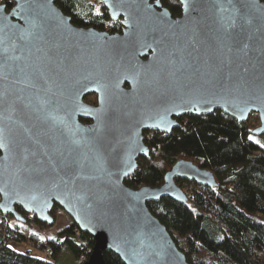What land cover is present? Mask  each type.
<instances>
[{
    "label": "water",
    "instance_id": "95a60500",
    "mask_svg": "<svg viewBox=\"0 0 264 264\" xmlns=\"http://www.w3.org/2000/svg\"><path fill=\"white\" fill-rule=\"evenodd\" d=\"M11 1L0 4V213L51 227L62 208L93 239L84 264L105 251L188 264L147 203H186L177 181L213 188V175L178 161L158 187L124 179L149 157L144 132L170 135L185 115L256 114L264 134V1L178 0L173 17L161 0H100L116 33L73 25L55 0Z\"/></svg>",
    "mask_w": 264,
    "mask_h": 264
},
{
    "label": "trees",
    "instance_id": "16d2710c",
    "mask_svg": "<svg viewBox=\"0 0 264 264\" xmlns=\"http://www.w3.org/2000/svg\"><path fill=\"white\" fill-rule=\"evenodd\" d=\"M0 4L7 10L13 6L11 0H0ZM161 4L173 17L180 15L178 0H161ZM55 5L77 27L121 31L120 21H111L102 5L98 12L88 0H55ZM86 97L96 100L95 95ZM177 121L179 126L170 135L144 132L149 157L138 159L135 172L124 179L125 186L158 187L178 161L210 172L215 187L178 180L186 203L163 198L147 203V208L165 226L188 264H264V149L250 139L259 126L258 116L251 114L245 122H238L214 111L204 116L185 115ZM15 210L24 222L0 213V264H53L49 258L63 247L72 252L76 262L81 256L88 259L93 239L80 232L81 243L77 242L73 234L77 228L72 222L58 236L44 240L36 233L25 236L18 228L33 224L43 232L49 226L18 207ZM43 242L52 250L47 258L33 254V250L42 253L36 244ZM11 243L28 247L20 251ZM104 264L123 263L117 255L105 251Z\"/></svg>",
    "mask_w": 264,
    "mask_h": 264
},
{
    "label": "rangeland",
    "instance_id": "374dc122",
    "mask_svg": "<svg viewBox=\"0 0 264 264\" xmlns=\"http://www.w3.org/2000/svg\"><path fill=\"white\" fill-rule=\"evenodd\" d=\"M89 3L93 4L94 6V10L96 12L99 11L100 6L102 5V2L100 0H88ZM85 102L89 103V104H95L96 100L95 98H91V97H85ZM250 139L256 143L257 145H259L260 147H262L264 149V134L260 135V136H256V135H251ZM52 213H54V224L53 226L49 227L48 229H46L43 232H40L38 230V228L33 225V224H23L22 226H20L18 228V230L25 236H28L30 233H36L39 235V237L41 239H52L56 236H58V234L67 226L70 225V223L72 222V220L66 215L65 212L62 213H58L56 212V209L54 208ZM51 213V215H52ZM73 223V222H72ZM78 230V229H77ZM79 231V230H78ZM80 232V231H79ZM74 235L76 234V230L73 233ZM77 235V234H76ZM75 237V236H74ZM10 246L14 249H18L20 251H23L24 249H26L28 246L25 243L22 244H17V243H11ZM33 254L41 257L43 256L42 253L39 250H33ZM49 260L53 263V264H80L79 261H75L74 256L72 254V252L67 248V247H63L61 248L57 255L53 258L50 257Z\"/></svg>",
    "mask_w": 264,
    "mask_h": 264
},
{
    "label": "built area",
    "instance_id": "2783aa9c",
    "mask_svg": "<svg viewBox=\"0 0 264 264\" xmlns=\"http://www.w3.org/2000/svg\"><path fill=\"white\" fill-rule=\"evenodd\" d=\"M55 209H56V212H58V213L64 212V210L62 208L58 207V206ZM76 234L74 235L76 241L79 242V243H81L80 232L78 230H76ZM36 247L37 248L38 247H41L42 254H43V256L45 258L49 257V255L52 252V250L49 247V245L47 244V242L38 243V244H36ZM78 261L80 262V264H84L87 261V258L85 256H81Z\"/></svg>",
    "mask_w": 264,
    "mask_h": 264
},
{
    "label": "flooded vegetation",
    "instance_id": "af4514ba",
    "mask_svg": "<svg viewBox=\"0 0 264 264\" xmlns=\"http://www.w3.org/2000/svg\"><path fill=\"white\" fill-rule=\"evenodd\" d=\"M82 122V121H81ZM88 121H84L83 123H87Z\"/></svg>",
    "mask_w": 264,
    "mask_h": 264
},
{
    "label": "crops",
    "instance_id": "0c3cea01",
    "mask_svg": "<svg viewBox=\"0 0 264 264\" xmlns=\"http://www.w3.org/2000/svg\"><path fill=\"white\" fill-rule=\"evenodd\" d=\"M47 240V239H46Z\"/></svg>",
    "mask_w": 264,
    "mask_h": 264
},
{
    "label": "snow or ice",
    "instance_id": "6c2138e0",
    "mask_svg": "<svg viewBox=\"0 0 264 264\" xmlns=\"http://www.w3.org/2000/svg\"><path fill=\"white\" fill-rule=\"evenodd\" d=\"M234 23V22H233Z\"/></svg>",
    "mask_w": 264,
    "mask_h": 264
}]
</instances>
